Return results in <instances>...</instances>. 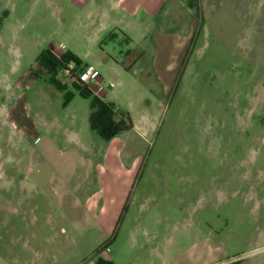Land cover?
Segmentation results:
<instances>
[{
  "label": "rangeland",
  "instance_id": "374dc122",
  "mask_svg": "<svg viewBox=\"0 0 264 264\" xmlns=\"http://www.w3.org/2000/svg\"><path fill=\"white\" fill-rule=\"evenodd\" d=\"M77 5L0 0V264H264V0L113 12L89 97L37 62L86 49ZM95 96L137 130L94 132Z\"/></svg>",
  "mask_w": 264,
  "mask_h": 264
},
{
  "label": "crops",
  "instance_id": "0c3cea01",
  "mask_svg": "<svg viewBox=\"0 0 264 264\" xmlns=\"http://www.w3.org/2000/svg\"><path fill=\"white\" fill-rule=\"evenodd\" d=\"M72 1L78 4L77 5L79 10L78 19L74 18V20H78L77 26L80 27V30L83 31L87 30L89 33H91V34L88 33V35H86V40L88 39L86 42L87 43L86 49L83 51H81L80 49L74 51L72 50V53L80 57L83 63L86 64V66L88 67H95V65L88 63L89 55L91 52L97 49L99 45L102 46V44L105 43L107 37L105 40L101 41L102 35L105 32L111 31L113 28H117L111 25V22L114 23L115 25H117L118 23L116 19H113L112 21L111 15L113 12L118 14H120V12L123 11L126 12L128 11V13H138V11L142 9L143 13L144 12L156 13L159 10L163 9L166 6V3L168 2V0H72ZM173 9L174 6L170 8L169 12H172ZM124 15L127 16L125 13ZM123 20H126V18H123ZM77 26H75V28ZM127 26H130V23H128ZM130 40L131 38H129V41ZM65 52L66 51H63L61 53H65ZM57 55L59 56V54ZM140 57H141L140 53L138 54L136 53L127 57V61H126L127 65H130V63L135 61L137 58L139 60ZM110 59L111 57L108 58V61ZM105 61L108 62L107 60ZM133 130H137L136 123H134ZM101 209L102 210H100V213H98V217L100 218H98V221L96 220L99 226L101 227V229L105 234L113 233L112 231L115 232L121 215V207L119 209V206H116L115 209L113 210L111 209L109 215H107L109 212L107 209L105 210L103 208Z\"/></svg>",
  "mask_w": 264,
  "mask_h": 264
},
{
  "label": "trees",
  "instance_id": "16d2710c",
  "mask_svg": "<svg viewBox=\"0 0 264 264\" xmlns=\"http://www.w3.org/2000/svg\"><path fill=\"white\" fill-rule=\"evenodd\" d=\"M37 62L48 72L51 82L59 89H66L65 83H62L58 79V74L62 70L68 68L70 64L76 66V70L84 72L88 66L77 55L72 52H66L62 56H57L51 49L43 51L37 58ZM76 89L84 96L93 95V91L90 87L83 84L82 81H74ZM115 118L114 108L100 98L95 96L92 102V114L90 117L91 129L96 132L103 139L109 141L118 134L133 130L134 123L131 116H121L118 119Z\"/></svg>",
  "mask_w": 264,
  "mask_h": 264
},
{
  "label": "built area",
  "instance_id": "2783aa9c",
  "mask_svg": "<svg viewBox=\"0 0 264 264\" xmlns=\"http://www.w3.org/2000/svg\"><path fill=\"white\" fill-rule=\"evenodd\" d=\"M92 69L94 68L87 67L84 72H80L79 70H76V66L74 64H70L67 69L61 71L63 79L59 80L64 83L66 80L74 79L73 81L76 82L79 79L83 84L91 88V86H96L98 84V78L93 74Z\"/></svg>",
  "mask_w": 264,
  "mask_h": 264
},
{
  "label": "flooded vegetation",
  "instance_id": "af4514ba",
  "mask_svg": "<svg viewBox=\"0 0 264 264\" xmlns=\"http://www.w3.org/2000/svg\"><path fill=\"white\" fill-rule=\"evenodd\" d=\"M260 30V29H259ZM241 126H244V125H241ZM245 126H249V125H245Z\"/></svg>",
  "mask_w": 264,
  "mask_h": 264
}]
</instances>
